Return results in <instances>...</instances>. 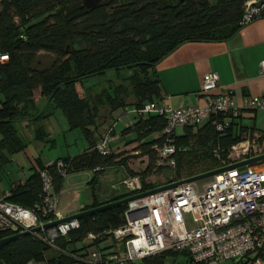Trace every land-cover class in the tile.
Segmentation results:
<instances>
[{"label": "trees", "instance_id": "1", "mask_svg": "<svg viewBox=\"0 0 264 264\" xmlns=\"http://www.w3.org/2000/svg\"><path fill=\"white\" fill-rule=\"evenodd\" d=\"M84 0H0V54L8 62L0 65V167L9 158L26 149L15 126L31 119L40 121L48 116L38 114L35 93L55 110H60L69 130H80L88 148L74 158L60 159L67 164V175L92 171L90 187L93 193L97 175L104 168L125 164L114 162L111 153L101 156L96 150L97 125L113 112L127 107L140 109L144 104L162 98L163 90L154 67L162 59L185 43L221 42L232 38L243 26L244 4L248 0H102L97 6L82 8ZM41 55H49V65L42 66ZM107 88L94 92L84 87L93 77H105ZM212 117L193 131L188 126L184 137L175 138L176 167L166 170V183L180 180L184 174L191 178L215 170L219 160L226 158L229 148L248 132L240 121L232 122L223 132L215 130ZM165 120L158 115L139 119L122 134L135 133L136 141L157 135L137 147L146 155L148 165L139 176L141 192L160 186L147 182L156 169L157 152L164 142L162 131ZM34 139L44 141L46 133L40 125ZM95 139V140H94ZM33 172L23 183L13 185L6 200L31 209L40 201L39 171L45 165L34 161ZM52 189L58 194L63 177L54 168ZM162 185V184H161ZM131 194L96 199L86 209L96 208L129 197ZM127 205L118 206L79 219V228L56 240L59 251L82 242L88 234L100 235L93 244L109 236V231L125 223ZM8 237L0 233V239ZM49 250L43 242L29 234L0 249V264H70L73 261L61 255L45 262ZM164 252L161 256L172 254ZM145 259V264H152Z\"/></svg>", "mask_w": 264, "mask_h": 264}, {"label": "built area", "instance_id": "2", "mask_svg": "<svg viewBox=\"0 0 264 264\" xmlns=\"http://www.w3.org/2000/svg\"><path fill=\"white\" fill-rule=\"evenodd\" d=\"M257 2L261 4L255 6ZM258 19H264V0L246 1L240 26ZM6 62L8 56L0 54V65ZM260 73L264 75V62L260 64ZM214 91L218 93L202 107L172 109L165 104L149 102L140 109H131L139 117L158 115L165 120L162 131L164 142L155 148L156 169H175L177 127L200 126L212 117H222L213 124L217 132H223L245 114L264 112L262 97L250 98L239 108L229 92H222L217 74L209 73L203 80L201 94L208 95ZM259 139L258 135L247 132L229 148L226 158L221 159L220 152H214L219 160L216 169L263 155L264 148L256 144ZM112 140L108 131L96 140L95 150L101 156L109 155ZM255 164L224 170L206 182L182 183L129 202L124 212V225L108 233L116 242L123 244V254L98 250L90 255L89 262L137 264L164 252H185L195 264H264V161ZM44 167L38 172L40 201L31 209L7 201L9 194L0 197V233L13 236L40 228L39 232L31 235L49 249L59 251L56 240L78 229L79 221L69 220L43 229L46 224L66 218L57 210L58 198L53 192V178L48 168H54L58 176L65 178L67 164L55 160ZM181 180L185 179L162 185ZM141 187L140 177L132 176L122 180L117 188L134 196L142 193ZM185 214L192 215L196 227L191 229L186 226ZM99 236L88 234L86 238L94 242Z\"/></svg>", "mask_w": 264, "mask_h": 264}, {"label": "crops", "instance_id": "3", "mask_svg": "<svg viewBox=\"0 0 264 264\" xmlns=\"http://www.w3.org/2000/svg\"><path fill=\"white\" fill-rule=\"evenodd\" d=\"M261 62H264V19H258L248 23L247 25L243 26L232 38L226 41L185 43L162 59L153 69L160 81L163 90L162 98L156 101V103L168 105L172 109L180 107H202L207 101L211 99L213 95L218 93V91H214L208 95L201 94L204 78L209 73H216L218 76V85L222 92H229L234 103L239 108H242L244 106V102L250 98L262 97L264 99V75L260 73ZM34 98L36 101L38 114L48 117L47 119L40 121L28 119L16 123L15 126L18 133L21 129H27L29 127H32V130L35 131V129H37L40 125L43 126V123L49 122L55 113V109H53L52 106L47 105L46 101L39 97L38 94L37 97L35 95ZM127 108L119 109L106 119L100 121L97 125V133L94 135L95 139L97 140L100 138L99 135L102 137L105 133L110 131L113 137V140L109 145L111 155L115 158L114 162L116 163L120 160H125V164H116L117 167H121L123 169L124 175L116 183H112L109 186L110 189L101 196H97L95 192L93 193L91 188L92 200L86 201L85 205L83 206H74L73 209L69 210L68 214H64V211L62 212L57 206V210L62 215L69 217L88 210L86 208L94 202V195L96 199L104 200L110 196L126 194L122 189L117 188L121 181L127 177H132V173L139 175L141 174L140 171H145L148 165V158L146 155H141L140 151L137 150V147L143 142L151 141L152 139L156 138L157 135H152L142 142L136 141L135 133L123 135L122 132L139 119V116L131 112L133 107H129L130 109ZM119 111H121L123 115L119 118H114L115 113H118ZM244 119L248 122V125L247 123L243 122ZM118 122H122V129H120L119 132H116ZM240 123L242 126H244V128L249 129L248 133L251 132L253 135H258L260 142L264 145V112L256 111L252 114H245L242 117V121ZM204 124L200 126H193V131L195 132L197 128L203 126ZM187 127L188 126L177 127L175 130L176 138L184 137ZM80 133L81 134H79V136L83 151L80 153H74L76 149H71L73 152L72 155H68L64 158H58L57 160L74 158L82 154L88 148V143H86L87 141L83 137L82 132ZM34 137L35 135L33 133V140H35ZM127 137L129 138L127 139ZM41 142L45 146L44 149L47 148L46 143H49V146L53 145L50 135L47 133L45 140ZM113 142L115 144L118 143L117 146H119L116 153H114L111 146ZM25 145L26 149L23 152L11 156L9 158V163L3 167H0V170L4 173L5 170L9 171V166L11 163L17 164V174L12 176L13 179L11 178V180L8 177L9 187L0 193V197L4 196L5 194H9V191L13 185L25 182V180L33 172L32 168L35 165V160H38L44 165L48 162H51V160H54L51 159L50 161L45 162L40 157V155L32 153L31 145H28L27 143H25ZM21 154H23V156ZM133 156H135L137 159L133 158ZM19 158L22 160L18 162ZM136 161H141L142 163L136 167ZM133 166L137 169L134 170ZM104 171L105 168L100 171V173ZM81 172H87L86 175L88 176L87 179H85V181L81 184L90 185V182L93 179L92 171H80L66 175L60 192L56 194L57 198H59V196L62 194H68L70 192L72 179ZM98 184L99 180L97 186ZM98 250L108 253L114 251L122 253L121 251L123 250V244L121 242H116L110 235L95 245L89 238H85L79 244L70 246L67 252L63 250H47L44 253V259L45 262H48L50 260L59 258L61 255H65L73 261L70 264H91L89 262L90 255ZM146 260L152 264H195L185 252H173L172 254L165 256H161V254H159L147 258ZM29 264L44 263L30 262ZM137 264H145V259L141 262H138Z\"/></svg>", "mask_w": 264, "mask_h": 264}, {"label": "rangeland", "instance_id": "4", "mask_svg": "<svg viewBox=\"0 0 264 264\" xmlns=\"http://www.w3.org/2000/svg\"><path fill=\"white\" fill-rule=\"evenodd\" d=\"M210 4L214 3V0H208ZM52 58L49 55H41L39 57L40 64L42 66H47L51 62ZM112 73H107L105 77H93L85 81L83 84L84 87L88 88L91 87L94 92H99L102 88H107V80L112 78ZM37 92L35 93L37 97ZM2 99L0 95V100ZM127 109H130L129 107ZM122 111V110H121ZM119 111L118 113H115L114 118H119L120 116L123 115V113ZM114 113V112H113ZM130 118V117H129ZM240 121V120H237ZM242 121V119H241ZM244 123L248 122L244 119ZM250 122V121H249ZM43 130L45 133L50 135V139L53 143V145L49 146V143H46L47 148L44 149V144L41 141H36L33 140V133L34 130H32V127H29L27 129L23 128L19 131L18 135L20 138L27 143L28 145H31V151L32 153H36L37 155H40V157L45 161H50L51 159L57 160L58 158H64L67 157L68 155H72V150L71 149H76L74 153H80L82 150L81 147V139L79 134H81L80 130H69L65 117L61 113L60 110H55V113L52 116V119L47 122L43 123ZM245 125V124H244ZM120 129H122V122H118V126L116 128V132H119ZM32 130V131H31ZM83 135V134H82ZM84 137V136H83ZM101 137V135H99ZM129 137H127L128 139ZM99 139V138H98ZM87 143V142H86ZM68 144V145H66ZM256 144L258 147L264 148V145L260 142L259 140H256ZM38 145V147H37ZM118 143H112L111 146L113 148L114 153L118 151L117 146ZM36 146V147H35ZM23 156V154H21ZM135 158V156H133ZM23 159V157H22ZM22 159H18V162ZM137 159V158H135ZM51 160V161H54ZM141 161H136L135 166H139L141 164ZM256 165V164H255ZM17 164L11 163L9 166V171L5 170L4 173L0 170V193L7 189L9 187V178L13 179L12 176L17 174L16 170ZM258 166V165H257ZM256 167V166H255ZM262 167V166H259ZM258 167V168H259ZM133 169H137L133 166ZM139 170V167H138ZM164 172H151L149 175H147V182L151 184H158L161 185L163 183H166L168 181V178L165 176H169L168 172L166 169H164ZM87 172H81L76 177H74L71 181V188L70 192L68 194H62L58 198V209H60L64 214H68L69 210L73 209L74 206L77 205H85L86 201H91L92 200V194H91V187L88 184H81L82 182L87 179ZM140 173H142L140 171ZM13 174V175H12ZM70 175V174H68ZM124 175L123 169L121 167H117V165L114 166H109L105 168V171L98 174V180L99 184L95 190L96 195L101 196L106 191H108L110 188L109 186L112 183H116L121 177ZM9 177V178H8ZM182 179L186 178V175L184 174L181 176ZM203 182L208 181V179L202 180ZM71 215V214H69ZM184 222L188 228L193 229L196 227V225L193 223V217L190 214H185L183 216ZM122 253L119 252V255L123 254V250L121 251ZM223 264H231L229 262L223 263Z\"/></svg>", "mask_w": 264, "mask_h": 264}, {"label": "water", "instance_id": "5", "mask_svg": "<svg viewBox=\"0 0 264 264\" xmlns=\"http://www.w3.org/2000/svg\"><path fill=\"white\" fill-rule=\"evenodd\" d=\"M101 2H102V0H84L83 3H82V8L91 9V8L97 6L98 4H100ZM260 4H261V2H257L255 4V6H259ZM260 161H264V154L260 155L258 157L246 160V161H244L242 163L236 164V165L231 166V167L212 170L210 172H206V173L198 175V176L187 178L185 180H181V181H178L176 183L158 186V187H156L154 189L142 192V193L134 195V196L127 197V198H125L123 200H120V201L111 202V203H108V204H105V205H102V206H99V207H96V208L85 210V211L80 212L78 214L66 217L63 220L52 222L50 224H46V225L43 226V229H49L51 227L56 226L59 223L65 222V221L79 220V219H81L83 217H86V216H90V215H93V214H96V213H100V212H103V211H106V210H109V209H112V208H115V207H118V206L127 205L131 201H134V200H137V199H141V198H144L146 196H149V195H152V194H155V193H159V192L167 190V189L174 188V187H176V186H178V185H180L182 183H191V182H196V181L209 179V178L213 177L214 175H216V174H218V173H220V172H222L224 170H228V169H232V168H236V167H245V166L253 165V164H255L257 162H260ZM39 231H40V228H35V229H33V230L29 231V232L27 231V232H23V233H20V234L13 235V236H8V237H5V238H2V239H0V249L3 248L8 243L14 241V240H17V239H19V238H21L23 236L29 235L31 233L39 232Z\"/></svg>", "mask_w": 264, "mask_h": 264}]
</instances>
